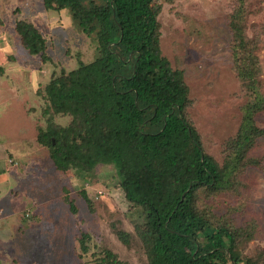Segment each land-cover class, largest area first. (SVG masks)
Here are the masks:
<instances>
[{
	"label": "rangeland",
	"instance_id": "374dc122",
	"mask_svg": "<svg viewBox=\"0 0 264 264\" xmlns=\"http://www.w3.org/2000/svg\"><path fill=\"white\" fill-rule=\"evenodd\" d=\"M161 3L162 54L182 72L190 100L186 117L205 153L222 165L246 109L264 99V0ZM240 9L244 32L257 42L255 87L240 76L235 58L231 22ZM20 20L46 39L42 54L23 47L15 31ZM0 21V264H111L108 255L123 264H147L145 218L127 201L118 168L61 171L38 141L50 123L70 125V115L50 109L47 88L94 61L95 40L80 30L70 9H46L44 0H0ZM254 121L264 132V110ZM248 156L258 164L240 172L235 186L202 190L196 204L213 223L233 230L243 264H264V136Z\"/></svg>",
	"mask_w": 264,
	"mask_h": 264
},
{
	"label": "trees",
	"instance_id": "16d2710c",
	"mask_svg": "<svg viewBox=\"0 0 264 264\" xmlns=\"http://www.w3.org/2000/svg\"><path fill=\"white\" fill-rule=\"evenodd\" d=\"M44 5L70 9L80 30L96 42L94 61L80 63L47 88L50 109L72 117L69 126L50 123L38 135L56 167L118 168L127 201L145 218L147 264H243L233 230L213 223L196 197L202 190L226 191L244 169L258 164L248 153L264 136L254 121L264 99L246 109L221 165L205 153L186 117L190 100L182 72L162 54L161 0H44ZM242 11L232 15L235 58L240 76L255 87L257 42L244 32ZM15 31L31 55L46 50L34 24L20 20ZM118 236L129 243L126 232Z\"/></svg>",
	"mask_w": 264,
	"mask_h": 264
}]
</instances>
